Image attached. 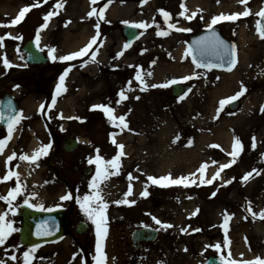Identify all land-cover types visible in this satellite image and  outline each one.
<instances>
[{
  "label": "rangeland",
  "instance_id": "1",
  "mask_svg": "<svg viewBox=\"0 0 264 264\" xmlns=\"http://www.w3.org/2000/svg\"><path fill=\"white\" fill-rule=\"evenodd\" d=\"M191 2L192 5L189 4V0H183L185 7L182 9V0H146L144 3L114 0L111 6L113 11L108 8L104 12V19H100V25L99 19L95 18L94 14L91 17L88 16L90 10L99 7L101 4L99 0L96 4H92L90 0H59L62 7H56L58 0H47L46 3L45 0H0V24H9L23 8L28 7L29 4L33 5L31 13L29 11L25 13L19 24L11 27H0V37H4L2 46H0V58L6 57L9 63L16 61L22 64L24 55L19 47L20 39L21 37L24 40L30 39L34 34L35 27H39V30L47 27V30L43 31L44 48L45 50L55 49L56 57L69 53L72 45L71 34H74L77 29H83L86 24L89 27L86 31L87 35L97 34V40L103 43L102 48L96 53L99 59L95 62L92 61L94 66L84 71H82V67L81 69L76 67L71 78L67 80L69 83L68 94L58 109L49 113L56 133L55 144L52 145V163L56 165L59 158L66 159L70 169V177L73 179L77 176L72 183L78 187L77 197L81 198V201L84 195L93 194L96 191V189L89 188V183L96 173H90L84 178H79V174L76 175L74 172V165L89 162L87 161L89 160L88 157L97 154L101 155L100 157L104 161H110L116 156L114 148L104 141L110 130L107 126L108 121L106 120L108 119L105 118V112L100 107L89 111L90 104L95 102L110 107L113 97L108 94L109 91H113L112 93L116 96L119 94L118 90L125 89L131 96L133 84L135 82L141 85L144 83L142 87L146 89L143 94L147 100L145 104L149 119L147 121L141 120V111L139 108L135 109L139 105H135L132 97L131 100H125L119 109L122 114H125L124 111L130 113L128 118L132 123L133 135L126 134L123 139L128 143L127 147L130 148L128 152L131 153L132 151V157L128 162L125 158H121L118 168L107 165L106 178L103 182H99V190L103 200L108 204L107 209L104 210L105 216L113 215L117 218L116 222L122 212L116 210V213H113L114 207L117 206L114 203L116 201L115 192L121 185L120 193L126 192L127 189H124L126 178L129 179L127 182L133 179V176L130 179L127 174L125 175V172L129 171L127 169L129 168L128 164L130 168L137 165L136 167L139 169H146L150 174L152 171L163 175L184 173L191 167L189 165L187 169H184L188 159L192 158L194 159L192 161H195L199 158H208L209 150L202 149V147H205L210 138L212 141L225 143L224 136L228 132H232L239 141L240 149L235 157L228 156L223 149L216 150L217 153L215 152L214 158H218V163L226 160H234L235 163L228 168L224 177L220 180L216 179L215 184L205 185L208 175H204L196 181L194 176L182 174V177H189L191 180V185L186 188L160 186L148 180V214L146 222L143 220L142 223L158 227L160 234L155 242L147 244L140 253L139 264H201L202 258L200 256L216 251L222 254L224 258L232 261V264H258L255 258L264 262V218L259 215L261 210H264L262 208L264 207V157H262L264 154V110L262 112L256 110L254 119L244 123L235 122L233 124L232 119L240 117L248 98L257 97L258 101H261L259 102L261 107L264 108V53L260 54L258 65L254 71L248 74L250 78L246 82H242L243 86L250 85L251 87L245 94L239 96V109L234 112L226 106L222 116L215 117L213 116L214 108H217L220 103L217 100L225 94H234L235 90L238 91V87L228 91L230 87H225L223 84L227 77L222 72L194 67L189 56L182 57L179 55L180 48L187 44V37L183 34V30L178 29L197 31L207 27L214 16L231 12L242 13L246 8L250 10V14L247 16H241L236 20L221 24L225 35L235 43L240 51L237 62V66L240 65V68L235 79L244 78L247 76L244 71L249 62L247 60L244 63L245 59L241 58V51L246 52L249 46L255 50L263 49L262 46H264V39L257 31L258 15H256L264 5V0H247L246 4L241 3L240 0H192ZM37 4L39 6H35ZM185 9V16H192L193 13H196L195 16H192L191 19L181 16V11ZM54 10L57 14L55 20L45 22L44 15L49 11L54 12ZM161 10L169 14L167 22ZM113 12L116 13L115 16L112 15ZM128 23H143L146 27L142 28V37L130 48H125V38L119 26ZM97 24L99 25L98 28L96 27ZM169 25L174 27H169ZM242 30L258 43L251 44L252 40H249L248 44L242 46ZM158 32L167 34L158 35ZM6 34H10V36ZM14 49L16 50L14 51ZM120 51H123L124 54L117 58V53ZM18 52L19 54H17ZM77 60L78 58L72 61ZM72 61L62 63L57 58L47 64L37 65L32 69L15 73L12 67H5L3 60L0 59V75L11 74L9 78L0 82V92L11 91V88L17 86L18 83L23 85L21 89L24 95H33L36 90L49 91L54 88L56 78L64 72ZM148 71L151 75H147ZM137 72L143 74L140 81L135 79ZM83 76L85 77L83 78ZM186 76L192 77L188 79L193 87L189 94L192 96L189 99H187L189 95L183 98H175L171 93L172 84H168L167 87H152V85H161L172 80L180 82ZM94 81L98 86L97 89L93 92L88 91L84 84L95 83ZM39 100L33 102L32 105H36ZM133 105H135L134 109ZM25 108L27 109V106ZM61 109L66 111L65 115L68 118L66 116L64 118L59 117L57 113ZM31 110L34 111V106ZM78 113L85 114L84 122L81 124L77 122L76 117H73ZM36 116L32 112L30 119L36 118ZM140 124L143 125L141 139L136 135L135 130ZM221 124L224 125L225 133L220 134L218 138L216 127L221 126ZM81 128L82 131L87 130L90 138L96 143L90 144L85 141L80 150L70 154L64 153L61 147L63 138L81 134ZM210 129L211 133H208ZM202 136H208V138L203 139ZM253 138H255V148H253ZM192 141H195L197 150L189 154L187 153L188 149L184 146ZM16 150L19 152L17 146ZM149 151L152 153L154 151L156 156L180 153L184 158L177 157L169 161L161 160V165L159 160L154 158L147 164L146 153ZM27 152L30 153V150ZM191 169L193 170V168ZM40 171L28 178L30 185L39 188V183H35L38 181V177L53 175L48 165ZM248 173L252 174L246 180H242ZM142 177L147 182L148 176L144 174ZM135 178L138 179L140 176ZM53 181V186L59 187L60 191L64 190L61 182L55 181L54 178ZM202 181H204V185ZM228 181L231 182L228 183ZM55 197L45 206L59 203ZM110 197L113 198L110 199ZM153 198L158 200L161 198L162 200L156 203ZM249 207H251V212L247 210ZM68 208L72 209L70 206L66 207V209ZM72 211L70 234L64 242L53 245L50 249L55 250L57 254L51 258L45 257L43 251L49 250L47 246L41 247L44 249L37 247L34 253H29L31 264H93L95 253L90 256L88 263V260L85 262L82 251L79 250L80 247L91 250L94 241L91 232L80 235L77 234L75 228L79 219H87L93 229L96 226L92 218L77 203V199ZM254 212L261 221H252ZM225 215L228 216L226 223ZM152 217H156L163 224H169L172 227L163 228L161 225H157ZM176 217L180 223L175 224L173 222ZM244 217L252 224L262 223L257 233H253L254 226L250 228L243 223L238 225L237 222H241ZM183 220L186 222L183 223ZM244 226L247 228L250 239L247 236H242ZM106 228V237L110 240L107 248L108 256H114V260L116 255L119 257L116 261L118 259L120 261H117V264H127L129 256L134 253L130 239L120 238V230L115 228L114 222L113 226L106 225ZM126 231L129 232V229ZM9 244L11 247L18 245V248L21 249L18 240H12ZM4 248H6L3 251L4 254L0 255V261H3V264H24V253L19 254L17 252L15 255L8 246ZM12 257L16 259H12ZM105 264H110V262L108 263L106 260Z\"/></svg>",
  "mask_w": 264,
  "mask_h": 264
},
{
  "label": "snow or ice",
  "instance_id": "2",
  "mask_svg": "<svg viewBox=\"0 0 264 264\" xmlns=\"http://www.w3.org/2000/svg\"><path fill=\"white\" fill-rule=\"evenodd\" d=\"M47 2V0H45V3ZM90 2L92 4H96L98 2V0H90ZM241 3L246 4L247 0H240ZM35 6H39V4L35 5ZM107 5H105L106 7ZM56 7H62V4L58 3L56 5ZM184 3L182 0L181 3V8L184 9ZM104 8H100L99 9V19H104ZM28 11H30V8L25 7L23 8L20 13L16 16L15 19H12L10 21L9 24H0V27H11V26H15L16 24H18L22 18L24 17L25 13H27ZM185 11H181L180 15L181 16H185ZM97 12L96 8H93L89 13L88 16L91 17L93 14H95ZM162 14L166 17V22H167V18L169 16L168 13L163 12L161 10ZM196 13H193L192 16H195ZM250 14V10H248L247 8L245 9L244 12L242 13H236V14H231V15H224L221 14L219 16H215L212 18L211 23L209 24V28L212 27V25L216 24L217 22H219L220 20H236L241 16H247ZM54 15L53 11H49L44 17L43 19L45 20V22L48 21V19ZM256 15L264 18V8L261 9L260 12L256 13ZM192 16H185L186 19H191ZM43 27V26H42ZM96 27L98 28L99 25L97 24ZM131 27H136V28H143L146 27L145 24L143 23H139V24H132ZM169 27H174L173 25H169ZM178 30H186V29H178ZM257 30L259 35L261 36L262 39H264V26H261V24L258 22L257 24ZM39 29L37 30V41H39L40 36H39ZM158 35H166L167 33L165 32H158ZM8 36H10V34H6ZM4 37H0V46H2V41H3ZM97 41V36H93L90 40V42L82 49L72 52L70 54L64 55V56H60V57H56L53 55V52L55 51V49H50L49 50V57L52 59H60L62 61H71L74 60L76 58L85 56L87 54H89V50L92 49L93 45L96 43ZM199 45V51L201 52V55H203L204 52L206 51H214L216 52L218 55H225V54H229V47L226 44L225 41H223L222 39H220V37L213 32L212 37L211 38H201L200 41L196 42ZM127 47V45H125V48ZM189 55L193 56V63L196 64L197 68H211L214 67L215 65L206 63V62H197V57L193 54V52H189ZM231 56H235V46L233 45L231 47ZM119 55H122V53H118L117 54V58L119 57ZM92 56L94 59L95 56V52H92ZM3 60V64L5 67H11V65L9 64L8 60L6 57L0 58ZM235 59H230L229 60V64L233 65L235 64ZM230 70V69H229ZM70 71V69H65V72L63 75H61L59 77V83L56 85V92L53 94L52 96V104H55L56 101V97L57 95H59L60 93H62L63 91H66L65 87H64V81H65V77L68 75V72ZM147 75H151V73H147ZM192 77H183V80H188L191 79ZM136 80L140 81L141 80V75L139 72H137V75L135 77ZM178 81L176 80H172L169 81L168 83L165 84H161V85H152V87H167L168 84H174L177 83ZM141 90H146L144 87H142ZM242 91H243V86H242ZM242 92L237 93L236 95L226 98L225 100H221L220 101V107L221 109L228 103L234 101L237 99V97L239 95H241ZM120 100L117 101V103H120L121 100L127 99V97L124 95V92L121 91L119 94ZM183 98V97H181ZM9 107H11V102L9 101ZM44 106L42 105L41 108H43ZM94 107H100L108 116L109 120H115L117 119L116 117L113 116V109L111 107L105 106V105H99V106H94ZM262 110H264V108H262ZM22 118V113H16L15 115H9L8 116V138L10 139L11 137V133L13 130V126L16 123H19V120ZM61 118H63L61 116ZM4 119V114L2 112H0V120ZM69 119H71V117H69ZM119 126H122L123 128H127V124L125 123V117L123 115H121L119 118ZM175 142V141H174ZM112 143L115 144V140L112 141ZM5 147V141L4 140H0V154L3 153V149ZM51 147L50 144L43 146L42 149H40L39 151L35 152L30 158L26 155H22L20 157V159H24V160H31L32 162H35L38 157L43 153V154H47L48 149ZM118 149L123 148V145H117ZM213 147H216L215 145H213ZM240 148V144L239 141L237 140L236 143L234 144V151L231 154L233 157H235V155L237 154V152L239 151ZM253 148H255V138H253ZM123 155L122 151H119L117 153V155L110 161L107 162V164L111 165L112 168H118L119 167V161H120V157ZM15 157V153H13V155L9 156L6 160V165L13 160V158ZM262 157H264V154H262ZM90 163H92L93 161H89ZM95 163L97 164V172L96 175L92 178V181H90L89 183V188L90 189H96V191L93 194H86L82 197V201L81 198L77 197V203L80 204V207L82 208V210L90 217L92 218L93 223L96 226V252H97V256L94 258V264H105V254L102 250L103 248V240L106 238V234H107V228H106V216L104 213V210L107 209L108 204L103 200V197L101 195V192L99 190V181L102 178H106V173L105 170L103 168L100 167L102 160L101 157H99V155H97ZM230 165L226 164V165H221L220 168L221 170L223 168L229 167ZM199 171L201 172V174L204 171V166L201 167V169H199ZM256 171V170H253ZM252 173H248L246 174L245 177L242 178V180H246L248 178V176H250ZM195 174H190V176H194ZM219 176V172H217L212 180H208L207 183L211 184L213 180L217 179ZM13 177L16 178L17 183H16V187L12 188L9 190L7 196H0V200H4L6 201L9 205H11L12 200H15L17 196L21 195V184L19 183V179H18V173L9 170L7 172L6 175H4L3 177H0V183L3 182H7L10 179H12ZM148 180H150L153 184L156 185H160V186H169V185H179V184H185V186H187L186 182L189 180V177H180V178H176V179H172L171 175H166V176H161L159 178H155L152 176H148L147 177ZM195 182V181H193ZM203 182V181H202ZM231 181H228V183H230ZM131 187H129L128 191L124 194L125 197H127L128 195L131 194ZM142 195H146V193H142ZM62 201L63 200H69V199H73V194L71 192L66 193L65 195H63L60 198ZM28 201L25 200V204H27ZM114 203L116 204H120V203H128V201L126 199L123 200H119V201H114ZM29 207H32V205L29 204ZM42 208V206H41ZM43 210V209H42ZM52 209H48V211H51ZM249 212H251V207H249L247 209ZM14 214V212H13ZM7 215V213L4 214H0V245H3L7 239V237L9 235H11L12 232L16 231V229H14L12 227L11 222H6L5 221V216ZM259 215L264 218V210H261V212L259 213ZM152 219L154 220V222L157 225H161L163 228H170L172 227V225L169 224H163L159 219H157L156 217H152ZM228 220V216L225 215V223ZM44 229L43 231H41L40 229ZM38 236H42V235H51V232L48 231L45 226L42 224L40 226H38V231L36 233ZM38 246H33L32 249H30L28 252L24 253V264H31V257L29 255L30 252H35V249ZM218 247V246H217ZM12 259H16L15 257H12ZM0 264H3V261H0ZM258 264H264V262H261L258 260Z\"/></svg>",
  "mask_w": 264,
  "mask_h": 264
},
{
  "label": "bare ground",
  "instance_id": "3",
  "mask_svg": "<svg viewBox=\"0 0 264 264\" xmlns=\"http://www.w3.org/2000/svg\"><path fill=\"white\" fill-rule=\"evenodd\" d=\"M192 0H189V4L190 5H192V2H191ZM10 6V5H9ZM110 9L112 10V8L110 7ZM113 11V10H112ZM112 15L113 16H115L116 15V13H112ZM86 27V28H85ZM83 29H77L76 30V32L74 33V34H71V36L70 37H72L74 40H73V42H72V45H71V47H70V51H75V50H78L79 48H80V46L84 43H86L87 42V40H88V35H87V33H86V31H88V29H89V27H88V25L86 24V26H85ZM78 31V32H77ZM242 32H243V36H241V43H242V46H244V45H246V44H248V41L250 40H252V43L251 44H256V43H258L256 40H254V39H252V37H248L247 36V33L245 32V31H243L242 30ZM78 37L80 38V40L77 42V39H78ZM182 48H183V46L180 48V50H179V55L181 54V51H182ZM262 48L263 49H258V50H255L253 47L251 48L250 46H249V48L246 50V52H244L243 50L241 51V58H244L245 59V61H244V63L248 60V62H249V65L246 67V69H245V71H244V73L246 74L247 73V76H245L244 78H239L238 80L237 79H235L236 77V75H237V73H238V70H239V68H240V65L239 66H237L232 72H229V73H227V72H224L223 74H224V76H226L227 78L223 81V84H224V86L225 87H230V89L228 90V91H231V89H237L236 88V86L238 87V92H239V90L240 89H242V86H243V81L244 82H246L249 78H250V76H248V74H250L252 71H254V69L257 67V65H258V59H259V57H260V54L261 53H264V46H262ZM242 49H244V48H242ZM185 70H187L185 67H183ZM147 73H150L149 71L147 72ZM140 75L142 76L143 74H142V72H140ZM229 81H231L230 83H228ZM239 84V85H238ZM245 86V87H244ZM243 86V90L245 91H247V89H249L251 86L250 85H244ZM142 89V87H141V84H137L136 82L134 83V85H133V101H134V103H135V105H138L139 104V106L141 107H139V110L141 111V120H143V121H146L147 120V118H146V116H145V108L143 107L144 106V103L142 102L143 100L144 101H147L146 100V98L144 97V92H145V90H141ZM236 91V90H235ZM245 91V92H246ZM227 92V91H226ZM245 92H244V94H245ZM227 94H225V95H223V96H226ZM191 96L192 95H189L188 96V98L187 99H189V98H191ZM222 96V97H223ZM248 98V97H247ZM39 102V101H38ZM37 102V103H38ZM259 102H261V101H258V98L257 97H255V98H248V99H246V107L244 108V111H242V113H241V115H240V117H236V118H233L232 119V123L233 124H235V122L236 123H244L245 121H248V120H250V119H254V113H255V111L256 110H260L261 112H262V107H261V104L259 103ZM134 105V106H135ZM232 125V124H231ZM233 126V125H232ZM143 127V125L142 124H140L139 125V127H138V130L139 131H141L140 129ZM138 131V132H139ZM216 131L218 132V134L220 135H222V133L224 132L225 133V129H224V125L223 124H221V126H219V128L217 129L216 128ZM228 131V130H227ZM137 132V134L139 135V138L141 139L142 138V135L143 134H141V132H139L138 133ZM235 136L233 135V133L232 132H228L225 136H224V138H223V140H225V141H227L228 143V151H229V149H230V145H231V142H232V139L234 138ZM201 138H208V136H202ZM209 141H211V140H209ZM166 157H168V158H164V160L163 161H169V160H174V159H176L177 157L172 153V154H169V155H166ZM195 169V168H194ZM193 169V170H194ZM193 170H191V171H193ZM190 171V172H191ZM253 218H252V221L253 222H255L256 220L254 219V218H256V217H254V216H252ZM179 221H177V223H178ZM186 221H184L183 220V223H185ZM257 222V221H256ZM243 225H246V226H248V227H250V228H252L253 226H254V231H253V233H257V231L260 229V226H261V224L262 223H257V224H252V222L251 221H246V220H244L243 222ZM239 225V224H238ZM244 230V231H243ZM242 231L244 232V236H247V237H249V239L251 238L250 237V235L248 234V232H247V228L244 226V229H243ZM243 234V233H242Z\"/></svg>",
  "mask_w": 264,
  "mask_h": 264
},
{
  "label": "water",
  "instance_id": "4",
  "mask_svg": "<svg viewBox=\"0 0 264 264\" xmlns=\"http://www.w3.org/2000/svg\"><path fill=\"white\" fill-rule=\"evenodd\" d=\"M263 21H264V18L261 17V25L263 24ZM215 30L217 31V32L215 31V33L220 37V39H222L223 34H222L221 29L216 28ZM123 33L127 37L128 42L133 40L139 34L138 30L136 28H132V27L123 28ZM212 34H213V32H211V33L210 32H199L197 34L191 35L190 47L192 49L193 54L198 58L197 61H199V62L203 61V62L212 64V65H224V66L229 65L230 66L229 60L234 59V57L231 56V54H230L231 48L229 46H228L229 47V54H227L229 59H227V58L224 59L223 56L215 54L216 52L211 51V50L206 51L203 53V55H201V52L199 51V45L196 42L200 41L201 38H205V37L211 38ZM226 41L229 42L228 40H226ZM27 49L33 50L32 44H30ZM35 56L37 58L35 60L39 61L38 59H40V60L44 61V59H42V57L40 55H37L35 53ZM182 89H183L182 87L175 86L174 94H176V95L180 94ZM13 105H14V109H15L16 104L13 103ZM2 106L4 107V105H2ZM4 109L5 108H3V110ZM6 112H7V110H5L2 113H6ZM75 147H76V141L73 142V146H72V148H70V150L75 149ZM42 224L45 226V228L48 231L51 232V235L38 236L36 234L38 231V226H40ZM66 229H67V219L63 213H61L60 215L58 213H49L47 215L29 214V215H27V219H26L25 226H24V234H25L24 239L27 243H36L38 241H42L45 239L58 237ZM40 230L43 231L44 229L42 228ZM140 236L142 238L144 237L146 240H153L156 238L157 232L154 230L153 231L142 230L140 233ZM208 264H223V263H220L217 260L211 258L209 260Z\"/></svg>",
  "mask_w": 264,
  "mask_h": 264
},
{
  "label": "flooded vegetation",
  "instance_id": "5",
  "mask_svg": "<svg viewBox=\"0 0 264 264\" xmlns=\"http://www.w3.org/2000/svg\"><path fill=\"white\" fill-rule=\"evenodd\" d=\"M59 167H60V170H62V173H63V171H64V172H66V174H67V172H68V170H69V167H68V163H67V161H66L65 158H62V159H61V161H60V163H59Z\"/></svg>",
  "mask_w": 264,
  "mask_h": 264
}]
</instances>
